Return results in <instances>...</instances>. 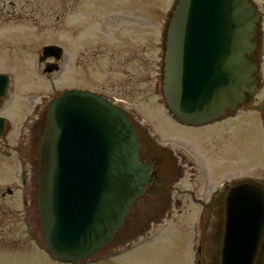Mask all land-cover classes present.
Here are the masks:
<instances>
[{"label": "rangeland", "instance_id": "obj_1", "mask_svg": "<svg viewBox=\"0 0 264 264\" xmlns=\"http://www.w3.org/2000/svg\"><path fill=\"white\" fill-rule=\"evenodd\" d=\"M177 1L0 0V74L12 76L14 97L48 95L53 89L103 95L157 145L185 154L198 175L191 182L186 167L185 178L170 193L171 211L145 203L135 229L122 230L104 250L79 264H206L204 248L199 249L210 212L203 205L231 180L264 183V0H252L263 16L261 87L235 117L207 128L180 126L162 95L165 33ZM46 45L64 51L59 74L43 75L39 55ZM14 105L5 114L16 123ZM22 204V196L0 193V264H67L49 255L37 198H31L28 208Z\"/></svg>", "mask_w": 264, "mask_h": 264}, {"label": "water", "instance_id": "obj_2", "mask_svg": "<svg viewBox=\"0 0 264 264\" xmlns=\"http://www.w3.org/2000/svg\"><path fill=\"white\" fill-rule=\"evenodd\" d=\"M262 19L252 0L177 1L166 27L162 95L179 121L203 125L254 98ZM42 54L59 61L64 51L47 45ZM9 81L0 74V97ZM47 116L38 222L49 252L77 263L116 238L155 175L140 158L134 124L107 98L66 90ZM203 248L206 264H264V183L239 178L216 191Z\"/></svg>", "mask_w": 264, "mask_h": 264}, {"label": "flooded vegetation", "instance_id": "obj_3", "mask_svg": "<svg viewBox=\"0 0 264 264\" xmlns=\"http://www.w3.org/2000/svg\"><path fill=\"white\" fill-rule=\"evenodd\" d=\"M39 62L40 66L43 65V75L45 76L59 74L62 71L63 59L56 61L52 57L45 58L41 53L39 55ZM47 69L54 70L47 72ZM9 78L8 91L0 97V122H2V127H0V156L4 159L2 164H0L2 166L0 168V193L3 197L7 195L14 196V194L22 196L23 204L21 206L28 208L31 206V198H35L36 201L38 196V179L40 175L39 151L43 132L48 124V107L58 97L60 92L53 89L49 91L48 95L46 93V95L43 94L42 96H35L32 93H22V95L16 98L14 97V81L12 80V76H9ZM31 102H33L32 105L30 104ZM13 105L15 113H18L16 123H13L12 119L5 114V111L12 108ZM237 112H226L225 116L199 126L185 124L175 118L173 114L171 115L182 127L207 128L232 119ZM133 124L137 132L140 158L142 161L152 165L155 181L147 188L146 195L136 203L128 215L126 226L121 231L124 229L132 231L139 225V212L142 211V208H145V203L154 202L156 205L155 210H158L157 207H161L163 210L166 207L167 210L171 211L172 199L170 193L175 189L177 190L175 185L185 178L186 167L189 168L191 182L195 181L198 176L194 164L188 160L185 154L181 152L174 154L170 149L157 145L145 129L137 126L134 122ZM14 125L16 127L15 131ZM215 150L218 151V148L215 147ZM5 159H9L8 166L5 163ZM15 168H17L16 173L14 172ZM16 182L18 187L14 188ZM184 192L193 198L195 197L192 189L184 190ZM214 196L215 194L212 196V201L207 207L203 205L210 213L212 211ZM174 205L177 208L180 207L181 201L176 199ZM206 229L204 233H206ZM200 248V251H202V247Z\"/></svg>", "mask_w": 264, "mask_h": 264}]
</instances>
